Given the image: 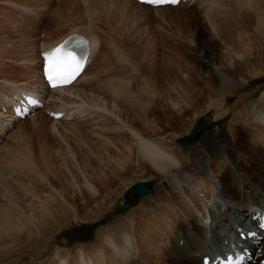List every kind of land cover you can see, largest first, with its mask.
<instances>
[{"label": "bare ground", "instance_id": "1", "mask_svg": "<svg viewBox=\"0 0 264 264\" xmlns=\"http://www.w3.org/2000/svg\"><path fill=\"white\" fill-rule=\"evenodd\" d=\"M25 1L14 0L13 3L0 0V6L6 4L8 8H14L13 15L17 12L27 15L33 25H36L34 22L42 23L45 7L41 5L43 13L41 9L32 11L22 6ZM52 1L34 0L50 10L64 8L65 21L61 24L67 31L57 41L70 32L80 33L90 41L91 56L89 63L70 85L50 91L44 99L45 96L54 97L52 93H56L55 99L62 102L59 105L52 100L50 106L65 111L70 118L64 122L83 120L80 113L84 103L78 105L75 103L77 100H85L90 103L89 106L94 104V110L105 122L93 129L97 133L90 140L92 144L82 137L78 139L80 153L69 149L65 153L51 155L40 149L38 174L58 176L63 164H66L73 169L68 185L60 182L53 187L45 180L43 199L22 184L15 192V179L10 184L3 182L0 185V255H5L3 264H15L16 261L18 264L29 261V264H200V255L205 249H222L223 241L230 240L235 226H243L250 211L264 203V91L256 101L251 100L259 89L257 85H251L252 82L264 77V0H185L180 5L155 8L134 0H59L56 7H52ZM185 6L187 11H179L185 10ZM133 9L153 11L155 14L164 11L167 15L178 11L185 18L191 14L195 20L207 25L206 46L201 48L206 52L199 55L203 67H193L188 75L183 76L190 79L191 87L177 95L171 104V117L160 119L159 110H153L150 115L155 122V131L151 135L136 129L134 123L129 124L126 109L119 106L114 93H111L110 100H106L93 96V87L88 86L91 80L88 70L92 68L94 58L103 51V41L97 29L107 32L104 23L106 26L113 25L119 13ZM52 18L46 21L48 26ZM227 23L231 25L227 26ZM240 24L245 27L240 28ZM36 32L28 28L23 31V36L30 38ZM53 43L42 46L36 53ZM35 47L40 46L28 41L19 50L0 52L1 58L6 57V61L0 64V80L3 81L0 84V108L5 106L8 91L12 89L22 88L42 96L39 93L41 84L33 85L27 80L14 83L9 79L12 74L8 62L25 67H20L26 72L20 73L25 75L23 78L35 75L31 67L40 64V58L35 59ZM35 76L32 78L38 77ZM176 81L174 74L171 77L166 72L155 84L162 91L166 88L165 83L173 86ZM77 84H84L85 88L83 86L84 89L79 91L75 86ZM180 84L177 81L176 87L179 88ZM137 89L147 92L145 80L139 81ZM229 95H236L237 99L224 108ZM64 96L74 100L72 104L63 100ZM246 100L250 101L245 110H237L247 103ZM181 101L185 103V109L180 106ZM189 111L192 113V124L196 123L199 114L209 111L215 112L217 120L229 116L226 130L217 135H202V148H194L185 155L171 144L177 134L188 131L190 121L184 114ZM38 112L28 118H33ZM48 119L52 125L62 121ZM43 121L33 128L35 134L46 132ZM1 122L10 124L4 133L0 132V158H3L6 139L18 129L15 126L18 120H11L0 111ZM170 123L175 130L166 134ZM26 159L30 162V158ZM143 161H148L158 171L162 176L161 185L167 186L169 191L160 188L156 197L149 198L147 196L153 194L152 189L151 194L142 196L141 206L132 209L110 228L99 230L95 244H79L69 250L62 248L65 242L58 245L53 234L69 220L81 219L75 209L76 203L97 204L102 195L110 197V190L127 181L133 168L141 166ZM110 210V205H107L99 215ZM198 213L205 221L200 220ZM181 214L185 222L180 219ZM179 240H182L181 245ZM51 245L55 247L54 252L44 255ZM257 248L264 253V236ZM26 256L28 259L21 261Z\"/></svg>", "mask_w": 264, "mask_h": 264}, {"label": "rangeland", "instance_id": "2", "mask_svg": "<svg viewBox=\"0 0 264 264\" xmlns=\"http://www.w3.org/2000/svg\"><path fill=\"white\" fill-rule=\"evenodd\" d=\"M10 1L14 3V0ZM51 2L53 3L52 0ZM59 2V0H54L52 7H56ZM22 6L37 12L38 9H41L42 13V9H44L43 14L39 10L40 14L43 15L41 18L42 23L34 22L36 25H33V21L27 15L17 11H15L17 14L13 15L14 8H8L6 4L0 6V52L4 50L12 52V49L19 50L20 46H24L29 41L34 46H40L35 47V59L39 60L36 51L42 48V46L45 47V45L47 46L57 41L58 38L66 33L67 30L61 24L65 21L66 12L63 10L64 8L59 9V7L58 10L56 8L55 11L53 9L50 10L46 5H43L41 2H34V0H26ZM3 7H5V10ZM185 7L183 8L185 10L179 9V11H187L188 8L187 6ZM152 12L133 9L126 13H119L113 25L106 26V23H104L103 26L106 27L107 32H102L97 27V31L103 41V51L94 58L92 68L88 70L89 78H91L88 81V86L92 85L93 96H101L106 100H110L111 93H114L117 96L119 106L126 109L129 124L134 123L136 129L149 135L155 131V122L150 115L153 114V110H159L160 119L166 120L168 117H171L173 115L171 104L177 99V95L181 90L187 91L191 87L190 79L183 76L185 74L188 75L190 69L193 67L196 69L203 67L204 64L199 55L206 52V50H201V48L206 46L205 29L207 27L205 23L195 20L191 14L185 18L178 11L169 12L168 15L164 11H157L156 14ZM52 16L53 18L48 26L46 21ZM96 24L98 25L99 23ZM230 25L231 23H227V26ZM239 26L242 28L243 24ZM28 28L37 30V32L30 38H24L23 31ZM217 49H219V46H217ZM19 60L24 61L23 58H19ZM4 61H6V57H0V64ZM16 64L15 62H8L7 64L11 69L12 76L10 75L9 79L12 82L20 83L27 80L31 81L29 83L33 85L41 84L39 77L32 78L38 75L36 71L40 67V64L31 67L32 69L34 68L35 71L33 72L35 75L27 76L29 77L28 79L23 78L25 75L20 74L21 72L26 74L20 68L23 65ZM166 72H169L171 77L173 74L177 77V81L181 83L179 88L176 87L177 81L173 86L165 83L166 88L162 91L156 88L155 82H159ZM141 79L145 80L146 86H148L147 92H140L137 89ZM0 81V84H2L3 81ZM253 84L259 87L257 93L251 99L252 101H256L264 91V77L255 80L251 85ZM75 86L79 91L82 90L83 86L85 88L84 84H77ZM52 94L54 97L50 96L46 99L49 108L53 104L52 100L59 105L62 102L55 99L56 93ZM47 96L49 95L47 94ZM62 98L70 104L74 101L72 99L70 101L65 96ZM236 99V95H229L226 98L224 108H227ZM249 101L246 100L245 103H247L240 105L237 110L242 109L244 111ZM80 102L84 103L80 113L82 121L68 123L64 122L67 120H62L58 121V124L52 125V122L49 121L41 109H38L40 113L38 112L33 118L29 119L28 116L18 121V125H15L16 127L18 126V129L10 134L9 139H6L5 156L0 158V185L3 182L10 184L15 179V192L19 190L17 188L22 184L23 186H27V189L31 193L41 199L44 197L45 191L42 186L45 180L53 187H57L60 182L68 185L67 180H72V168L63 164L61 173L58 176L47 175L42 172L38 174V161L40 149L51 153V155L65 153L69 149L80 153L78 141L81 137L86 142L92 144L90 140L94 139L96 137L94 134L97 133L93 129H96L100 124L105 122V119L94 110V104H91L93 106H89V102L85 100H77L75 103L80 105L82 104ZM180 106L184 109L186 108L183 101L180 102ZM213 113L215 112L209 111L202 115L199 114L196 123L192 124V113L190 111L186 112L184 117L190 121V124L187 126L188 131L177 134L175 141L171 145L180 149L183 154L188 155L192 149L202 148V137L204 134L212 133L213 135H217L220 131L226 130L229 115L217 120ZM41 120L45 122L46 132H37L35 134L33 128ZM173 130L175 129L172 128L170 123L166 128V134H171ZM186 151L189 152L187 153ZM26 158H30V162H27ZM98 166L102 167L101 165ZM102 169L104 168L102 167ZM74 171L76 172L75 169ZM161 177L148 161H143L141 166L136 165L130 172L127 181L116 185L110 190V197L102 195L97 204L94 202L83 205L76 203L75 209L77 211L75 209L74 211L79 214L81 219H71L69 222H66L62 228L53 234V239L56 240L58 245L61 242H65L61 246L68 250L79 244L89 246L97 243L96 237L100 234L98 233L100 229L110 228L111 224L115 225L121 219H124L132 209L142 205L140 204L142 198L136 197L132 192V185L134 183L145 182L147 185H150V188L153 189V194L147 196L149 198L156 197L160 188H165V191H169L167 186L161 185L163 183ZM202 201L206 202L204 199ZM107 205H110L111 210L100 216V212ZM200 216L201 214L198 213L200 220L202 222L205 221V218ZM180 219L185 222L182 214ZM200 220L199 222L202 224ZM179 245H181V240L179 241ZM54 248L51 245L44 255L53 253ZM3 256L5 255H0V264L4 263L2 260ZM27 259L28 256L21 259V261ZM29 263L30 261L23 264ZM15 264H18V262L16 261Z\"/></svg>", "mask_w": 264, "mask_h": 264}, {"label": "water", "instance_id": "3", "mask_svg": "<svg viewBox=\"0 0 264 264\" xmlns=\"http://www.w3.org/2000/svg\"><path fill=\"white\" fill-rule=\"evenodd\" d=\"M132 189L134 190V194L137 196V197H140L144 194H147V193H151L152 190L146 186L145 183L143 182H140V183H135L133 186H132Z\"/></svg>", "mask_w": 264, "mask_h": 264}, {"label": "snow or ice", "instance_id": "4", "mask_svg": "<svg viewBox=\"0 0 264 264\" xmlns=\"http://www.w3.org/2000/svg\"><path fill=\"white\" fill-rule=\"evenodd\" d=\"M155 2H157V3H164V2L176 3L177 0H155ZM68 55H70V54H68ZM77 67H79V64L78 63H77Z\"/></svg>", "mask_w": 264, "mask_h": 264}]
</instances>
